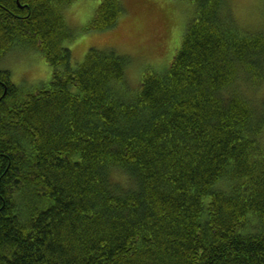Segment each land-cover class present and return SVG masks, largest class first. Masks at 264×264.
<instances>
[{"label":"trees","instance_id":"obj_1","mask_svg":"<svg viewBox=\"0 0 264 264\" xmlns=\"http://www.w3.org/2000/svg\"><path fill=\"white\" fill-rule=\"evenodd\" d=\"M77 1L0 0V65L24 49L52 71L33 88L0 67V264H264V30L195 0L170 65L132 89L145 53L73 64Z\"/></svg>","mask_w":264,"mask_h":264},{"label":"rangeland","instance_id":"obj_2","mask_svg":"<svg viewBox=\"0 0 264 264\" xmlns=\"http://www.w3.org/2000/svg\"><path fill=\"white\" fill-rule=\"evenodd\" d=\"M146 0L134 9L128 10L118 21L117 26L104 33L84 32L94 17L98 8V0H79L64 11V17L70 32L75 37L66 41V46L73 53V64H81L90 49L99 51L114 49L121 54L142 55L149 60L134 64V74H128L130 88L137 87L143 73L154 69H165L172 61L177 49L180 47L182 34L193 17V7L176 5L166 0ZM229 12L236 24L248 31L262 29L260 23V9L250 3V0H227ZM153 4V5H151ZM171 16V21L160 18V14ZM172 28L165 41L162 40V51L165 55L155 56L160 47V37ZM14 51L1 62L0 67L12 74V81L17 86L39 87L48 85L52 79L51 68L45 63L42 54L36 51L26 57H18ZM133 54V55H132ZM27 85V86H26ZM256 101L264 98V83L252 91Z\"/></svg>","mask_w":264,"mask_h":264},{"label":"snow or ice","instance_id":"obj_3","mask_svg":"<svg viewBox=\"0 0 264 264\" xmlns=\"http://www.w3.org/2000/svg\"><path fill=\"white\" fill-rule=\"evenodd\" d=\"M146 0H98V4L100 5V10L104 11L105 8H112L114 9L112 12V16H115L117 12L119 13H126L130 9H134L145 3ZM168 3L176 4V5H183L189 6L195 3V0H166ZM250 3L256 5L260 9V23L262 25V29L264 30V0H250ZM219 0H202L200 7L207 8V9H214L219 8ZM96 23H99V18ZM114 26V24H113ZM18 57H26L29 53L24 50H18L15 53ZM133 63L130 55L128 54H121L120 59L118 60V66L121 64H130Z\"/></svg>","mask_w":264,"mask_h":264}]
</instances>
